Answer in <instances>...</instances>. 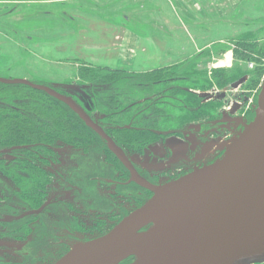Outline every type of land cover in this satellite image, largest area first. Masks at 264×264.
<instances>
[{
  "label": "flooded vegetation",
  "instance_id": "flooded-vegetation-1",
  "mask_svg": "<svg viewBox=\"0 0 264 264\" xmlns=\"http://www.w3.org/2000/svg\"><path fill=\"white\" fill-rule=\"evenodd\" d=\"M95 1L89 0L83 7L78 0H0V8L4 7L0 11L1 29L37 30L36 36L25 37L26 44L32 45L31 55L37 60H58L67 54L71 59L80 60V68L75 69L72 76L77 80L71 81L77 93H86L89 106L82 104L71 89L63 88L62 84L21 76L0 75V79L25 80L70 99L127 159L126 163L120 161L107 143L64 102L28 85L0 83V86L25 87L19 97L2 100L0 94V119L20 113L29 102L23 96L49 98V102L64 106L76 116L87 137L67 141L60 136H50L43 143L0 145V264H54L70 251L61 255V245L66 242L61 239L77 235L79 228L83 229V222L89 223V215L104 217L117 211L119 219L111 229L90 240L106 235L153 196L148 186L165 185L212 164L223 152L204 159L202 150L231 139L234 131H243L254 119L260 89L256 91V101L250 102L249 107L246 104V108L240 109L239 106V102L249 100L255 88L253 81L242 85L243 90L221 96L213 92L224 87L221 78L233 65L219 71L215 64H210L212 70L204 71L215 56L228 52L249 62L263 57L256 42L250 39V31L222 38L219 28L217 35L215 27L207 25L225 18L218 9L221 0ZM155 1L162 2V9L154 10ZM173 7L180 10L179 23L173 22V16L167 18L172 15ZM18 9L23 10L16 17L18 20L11 19L18 14ZM36 12L43 15L34 19L31 16ZM63 12L69 16L62 15ZM160 12L165 13V20L159 16ZM94 24L104 25L111 34L101 36L99 27H90ZM191 26L200 35L193 41L188 36ZM178 34L182 37H177ZM176 40L184 45L181 53L174 47ZM215 40L218 43H213ZM251 73L245 70L244 74L236 76ZM207 77L209 84L204 80ZM197 81L202 83L199 88L193 85ZM65 86L72 85L66 83ZM178 97L183 99L177 101ZM137 98L141 99L136 101ZM163 100L177 103V108L181 109L190 104L196 114L180 110L185 112L181 113L180 122L172 121L164 128L155 126L154 119L162 117L157 111L158 105L166 106ZM39 103L43 105L42 100ZM91 107H101V116L88 111ZM134 108L137 112L129 115L128 110ZM207 108L214 111L204 112ZM171 109L175 110L176 106ZM165 117L174 118L171 114ZM113 122L120 123L118 128L110 127ZM126 131L134 133L133 140L121 137ZM89 135L98 138L103 157L111 159V172L109 163L101 164L104 171L98 174L85 170L89 155L94 153L93 147L89 148ZM78 136L82 137V133ZM132 145H136L132 148L133 156L127 149ZM80 151L87 158L80 159L76 153ZM99 187H106L107 191ZM63 211L68 214L65 219ZM79 213H85L86 219L82 220ZM56 251L61 255L59 259L52 257Z\"/></svg>",
  "mask_w": 264,
  "mask_h": 264
},
{
  "label": "water",
  "instance_id": "water-1",
  "mask_svg": "<svg viewBox=\"0 0 264 264\" xmlns=\"http://www.w3.org/2000/svg\"><path fill=\"white\" fill-rule=\"evenodd\" d=\"M64 102L123 163L121 149L68 98ZM106 235L79 243L54 264L264 263V77L254 119L210 165L162 186Z\"/></svg>",
  "mask_w": 264,
  "mask_h": 264
},
{
  "label": "rangeland",
  "instance_id": "rangeland-1",
  "mask_svg": "<svg viewBox=\"0 0 264 264\" xmlns=\"http://www.w3.org/2000/svg\"><path fill=\"white\" fill-rule=\"evenodd\" d=\"M16 1V0H14ZM21 1V0H18ZM78 4L86 7L87 4H89V0H78ZM95 1V0H93ZM96 2V1H95ZM101 4V3H99ZM179 6L181 5L179 2L177 3ZM10 6V4H7ZM220 5L218 7V9L220 10V12H222L225 16L224 19H221L220 21H215V22H209L207 23V25L210 27H215V31L218 35V30L220 29V34L219 36H221L222 38H224V36H237L242 34L245 31H250V39H253V41L256 42L258 48L260 49V53L263 54L262 59L256 57V59L254 61H246L245 59L239 58L237 57L235 54L231 55L230 52H228L227 54H225L224 56L222 55H217L215 56V60L209 61V65L205 66L204 71L206 72H210V70H212V67L210 66V64H215V67H217L216 69H218L219 71H224L226 70L227 66H231L233 65V67L229 70V72L227 74H223V77L221 78V80L223 81L222 84H225L224 87L222 88H217V91L215 90L213 93L214 94H219L221 96H227V94L230 93H226V92H238L240 90H243L244 88H241L242 85L246 84L248 80H250V82L253 81V86L254 91H251L250 94V98L249 100H245L244 102H239L240 103V109H244L246 108L245 105L247 104V106L249 107L250 102H254L256 101V91L257 89H261V83L264 77V0H221V3L218 4ZM228 5H230L231 7L229 8ZM162 2H153V7L154 10L156 8H161L162 9ZM233 7V8H232ZM4 9V7L0 8V11H2ZM171 9V7H170ZM173 9L175 10H171L172 15H167L168 19H171V17L173 18V22H177L179 23L180 20V15H179V11L177 9V7H173ZM176 10L178 12H176ZM20 11H23L22 9H18V14L15 13L14 16L11 17V19H13L15 17L16 20H18L16 17L19 16L21 14ZM220 12L216 13L219 14ZM1 13V12H0ZM161 13V12H160ZM170 13V14H171ZM178 13V14H177ZM31 15V14H30ZM38 15V16H36ZM39 15H43L39 12L34 13V16L31 17H41ZM62 15L64 16H69L67 13H62ZM212 15H214L212 13ZM26 16V15H25ZM159 16L165 20V13H161V15L159 14ZM21 17V16H20ZM34 18V19H36ZM160 18V19H161ZM210 21L213 20L212 17L210 16ZM2 21V20H0ZM180 25V24H179ZM177 26V25H176ZM181 26V25H180ZM179 26V31H181V27ZM91 28H97L99 27V31L98 29L96 31H98V33L101 36H106V34H111V32L107 31V28L105 29L104 25H91ZM100 27H102L100 29ZM219 28V29H218ZM211 30V29H210ZM208 32V29L206 30ZM211 32V31H210ZM37 30L34 29H23V28H14V29H1L0 28V75L1 76H21V77H26L32 80H36V81H41V82H50V83H54V84H62L64 86H62L65 89H71L70 92H72V94L82 103V104H86L89 106V104L86 102L87 98H86V93H77V90L75 84L73 81L71 80H77L76 78H72V76H74L75 73V69L77 70L78 68H80V64L81 62H79L80 60H74L71 59V57L67 55H64L63 59H58V60H48L46 59L45 61H39L36 59V57L32 56V50L30 49L32 45L30 44H26V39L25 37H32V36H36ZM184 34L186 36L185 30H184ZM192 37V40H194L195 38H198V36H200L198 34L197 29L193 28L192 26L189 29V35ZM177 37H182V34H178ZM216 41V40H215ZM176 44L174 45V47L181 52H183V47L184 45H181V40H176ZM213 43H218V41L213 42ZM28 48L29 51H27L26 49ZM177 51V52H178ZM227 50H225L224 52H226ZM223 52V53H224ZM179 53V54H180ZM175 57H179L178 53H174L173 54ZM181 57V56H180ZM227 60V61H226ZM85 63V60H83ZM254 63V64H253ZM253 64V65H252ZM251 66H253V69L251 70ZM245 70H250L251 73V77L250 76H243V77H237L236 74L237 73H242L244 74ZM203 76V75H202ZM214 75H212L211 79L213 80ZM217 78L219 76V73L216 74ZM210 78V76H208ZM204 79L208 84V80L209 78ZM239 78V80H238ZM204 81V82H205ZM214 81V80H213ZM225 81V83H224ZM82 82V81H81ZM69 84L71 83L72 86H65V84ZM196 84V85H195ZM193 85H195L196 87H201L202 83L200 82H193ZM248 89H250V87H248ZM218 92V93H217ZM260 92V91H259ZM245 95V93H244ZM247 96H249V93L247 94ZM141 98H137L136 101H138ZM183 98H179L177 99V101H181ZM135 102V100L133 101ZM163 103L168 106L169 108L167 109L166 106H161V104L158 105L159 108H157V111H159V114L161 113V116H157L156 119H154L155 122V126H162L164 128V126H170L172 123V121L177 122L179 121V118H181L183 115L181 113H185V112H181V111H187L188 113L194 115L193 113L196 114L194 107H192L190 104L181 109V108H177V103H172L171 101H166L163 100ZM222 103V102H221ZM172 104V105H171ZM234 105V103L232 104ZM176 106V109H175ZM199 107V104H198ZM174 108L175 110L171 109ZM49 111L52 112V109L48 108ZM181 110V111H180ZM202 110V109H201ZM88 111L93 112L94 115H96L97 117L101 116V112L102 109L101 107H91L90 109H88ZM129 111V115H133L134 113L137 112V109H133V110H128ZM194 111V112H193ZM210 111H214V109L212 108H207L205 109L204 112L210 113ZM166 114H171L174 118L173 120H170L168 117H165ZM156 115V114H155ZM150 116V115H148ZM199 116H203L204 114H199ZM171 121V122H170ZM158 122V124H157ZM180 122V121H179ZM118 125H120L119 122H113L110 124V127H117ZM70 128L72 130H74L75 128L71 127ZM115 129V128H114ZM108 131L113 132L112 129H109ZM119 131V130H116ZM115 132V130H114ZM82 133V138H87L86 135L84 134V131L81 130ZM81 136V135H80ZM232 138V137H231ZM100 141L98 140V138H95L93 135H89V148L93 147L94 149V153L93 156L89 155V164L87 166V168H85V170L89 169L94 171L95 174H98L101 170H103L101 164L106 165L107 163H109V171L111 172V170L113 169L112 166H110V161L111 159H107L103 157V152H102V147L101 144L99 143ZM61 144V143H59ZM136 145H132L127 147L128 152H130L129 154L131 156L132 153H134L132 148H135ZM99 149V152H98ZM90 151L92 149H89ZM78 155V157L80 159L83 158H87L85 157V153H83L82 151L80 152H76ZM136 153V152H135ZM223 154V153H222ZM105 156V154H104ZM85 160V159H84ZM97 161L101 162L98 163ZM106 170V169H105ZM104 171V170H103ZM127 176V175H126ZM176 181V180H175ZM169 182V181H168ZM167 182V183H168ZM173 182V181H171ZM170 183V182H169ZM101 191H107L106 187H99ZM67 209L69 212V206L67 205ZM131 209V207L129 208ZM118 212H112L109 215L106 216H101V217H96V215L91 216L89 215V223H84L83 222V229L79 228L78 230V234L74 235V236H67L66 239H61V242L63 240H66V242L63 243V245H61L60 248V252L61 255L62 253L64 254L66 251L72 250L73 245L78 242H84L83 240L89 239L90 238H94L97 237V235L102 234L107 232L108 230L111 229V227L118 221L119 217H118ZM68 214H66L64 211L62 212V218L65 219L66 216ZM80 217L82 218V220H85L86 218L85 213H79ZM120 215V214H119ZM61 222L63 223V221L61 220ZM58 241V240H57ZM76 243V244H78ZM75 244V245H76ZM59 255V253L56 251L55 255L52 254V257H54L53 259H59V257L61 256ZM130 261H124L121 264H128Z\"/></svg>",
  "mask_w": 264,
  "mask_h": 264
},
{
  "label": "trees",
  "instance_id": "trees-1",
  "mask_svg": "<svg viewBox=\"0 0 264 264\" xmlns=\"http://www.w3.org/2000/svg\"><path fill=\"white\" fill-rule=\"evenodd\" d=\"M1 88L2 100L19 97L25 90L23 86L2 85ZM23 97L29 102L20 113H13L9 118L0 119V145L43 143L47 142L50 136H60L67 141L82 139L78 136L81 135V122L64 106L49 102L51 100L49 98L41 99L30 95ZM41 100L43 105L39 103ZM48 108L52 109V112ZM70 126L75 129L72 130ZM123 134L121 137L126 139L133 140L135 137L131 131Z\"/></svg>",
  "mask_w": 264,
  "mask_h": 264
},
{
  "label": "bare ground",
  "instance_id": "bare-ground-1",
  "mask_svg": "<svg viewBox=\"0 0 264 264\" xmlns=\"http://www.w3.org/2000/svg\"><path fill=\"white\" fill-rule=\"evenodd\" d=\"M227 61V60H226ZM245 128V127H244ZM242 131H234L232 133V138L225 141V140H222L219 144H216L214 145L213 147H208V148H205L202 150V153L205 154V158L204 159H210L212 158L217 152H224L233 142L234 140H236L239 136V134L241 133ZM79 244V243H78ZM76 244V245H78ZM75 244L73 245L76 246Z\"/></svg>",
  "mask_w": 264,
  "mask_h": 264
},
{
  "label": "built area",
  "instance_id": "built-area-1",
  "mask_svg": "<svg viewBox=\"0 0 264 264\" xmlns=\"http://www.w3.org/2000/svg\"><path fill=\"white\" fill-rule=\"evenodd\" d=\"M262 264H264V263H262Z\"/></svg>",
  "mask_w": 264,
  "mask_h": 264
}]
</instances>
